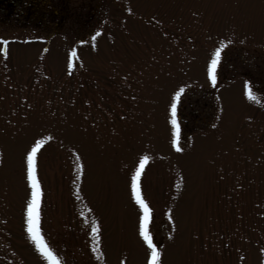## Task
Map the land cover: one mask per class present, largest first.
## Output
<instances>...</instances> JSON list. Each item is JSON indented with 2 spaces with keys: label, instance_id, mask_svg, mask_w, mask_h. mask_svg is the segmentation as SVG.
Listing matches in <instances>:
<instances>
[{
  "label": "rangeland",
  "instance_id": "1",
  "mask_svg": "<svg viewBox=\"0 0 264 264\" xmlns=\"http://www.w3.org/2000/svg\"><path fill=\"white\" fill-rule=\"evenodd\" d=\"M68 1L56 33L0 25V42L42 40L0 43V264H48L25 222L37 140L38 226L59 264H147L141 157L159 264H264V0ZM88 5L104 24L87 40ZM180 89L176 107L212 90L210 126L184 135Z\"/></svg>",
  "mask_w": 264,
  "mask_h": 264
},
{
  "label": "snow or ice",
  "instance_id": "2",
  "mask_svg": "<svg viewBox=\"0 0 264 264\" xmlns=\"http://www.w3.org/2000/svg\"><path fill=\"white\" fill-rule=\"evenodd\" d=\"M98 36L99 33H96ZM95 39V37H93ZM0 43H7V41H3ZM4 49L0 47V52H3ZM220 56V49L217 48L213 53L211 60L207 62V77L208 79L215 84L216 77V66L219 60ZM247 89V85H245ZM183 92V89L178 90L175 93V96L173 97L172 101V110L173 113H175L176 109V100L178 97L181 96ZM250 98L251 94L250 92L247 93ZM173 125V145L176 144V121L173 119L172 121ZM43 143L42 140H37L35 144L31 147V150L27 153V179L29 183V187L31 188V195L27 202V219H26V231L29 235V239L32 240V242L36 246V250L40 253L41 256L48 262V264H59V261L57 260L56 256L53 254L52 250L49 248L47 243L44 241L43 237L40 235L39 230V198H40V188L39 184L36 178V153L40 145ZM179 150V149H177ZM146 157H141L139 161V165L135 168V172L133 173L131 177V192H132V198L134 199L135 203L139 205L140 208V217H139V235L143 239L144 243L147 244V249L149 250L146 254L147 264H159L160 254L156 251L155 245L152 243L149 234H148V222H149V213L150 209L148 205L145 203V201L141 198L140 194V186H139V178L142 172V169L144 167V163L146 161ZM77 168H80V165L77 164ZM93 231H96L95 226H93ZM123 264V262H122Z\"/></svg>",
  "mask_w": 264,
  "mask_h": 264
},
{
  "label": "flooded vegetation",
  "instance_id": "3",
  "mask_svg": "<svg viewBox=\"0 0 264 264\" xmlns=\"http://www.w3.org/2000/svg\"><path fill=\"white\" fill-rule=\"evenodd\" d=\"M69 4L68 0H0V25H12L21 30L33 28L56 33L70 19ZM97 8L88 5L89 15L85 24H82V27L88 29L87 40L94 35L97 28H103L104 21L96 19ZM2 40L13 44L42 42L38 37Z\"/></svg>",
  "mask_w": 264,
  "mask_h": 264
},
{
  "label": "trees",
  "instance_id": "4",
  "mask_svg": "<svg viewBox=\"0 0 264 264\" xmlns=\"http://www.w3.org/2000/svg\"><path fill=\"white\" fill-rule=\"evenodd\" d=\"M215 106L212 90H197L183 95L177 103L176 117L184 135L207 128L214 119Z\"/></svg>",
  "mask_w": 264,
  "mask_h": 264
}]
</instances>
